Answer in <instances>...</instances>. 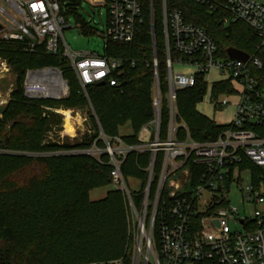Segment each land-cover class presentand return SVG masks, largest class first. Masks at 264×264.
Listing matches in <instances>:
<instances>
[{
  "label": "built area",
  "instance_id": "2783aa9c",
  "mask_svg": "<svg viewBox=\"0 0 264 264\" xmlns=\"http://www.w3.org/2000/svg\"><path fill=\"white\" fill-rule=\"evenodd\" d=\"M194 1L212 12L221 10V20L225 24L243 22L253 29L260 39L258 49L263 52V57L255 58L253 64L264 69L262 0H226L224 4L210 0ZM79 3L107 9L108 21L103 36L105 49L110 41L132 43L137 29L144 22L140 0H0V46L16 45L25 53H34L43 45L48 54H61L68 61L84 93L93 84L121 87L123 60L97 53L76 52L66 44L65 47L61 46L64 30L71 27L64 16V9L70 11ZM151 12L153 15V7ZM162 12L168 91L166 94L161 91L155 48L152 90L154 117L141 129L139 145L125 146L120 139H115L112 145L100 131L104 149L94 144L88 150L72 149L42 156L88 155L102 164V155L107 154L108 165L112 168V185L127 193L137 227L130 263L118 259L89 264H264V214L256 208L264 204V191L254 185L250 171L231 170L244 160L264 168V131L261 132L264 129V94L256 90L257 83L248 69L249 59L240 62L218 58V47L205 29L186 22L179 10L168 13L166 0H162ZM172 53L180 57H172ZM12 71L8 62L0 57V79ZM213 72L216 77H211ZM201 77L207 84V94L202 104L222 108L230 104L229 97L238 98L233 119L228 124L232 128L215 143L199 144L189 138L181 142L178 141L177 130L186 127L179 122L177 94L193 88ZM226 82L232 85L235 93L220 95L213 100L214 84ZM23 91L30 100L60 101L69 96V84L59 69L28 70ZM7 103L6 100L0 101L1 106ZM164 110H167L169 120L167 138L162 140L160 128ZM46 111L63 115L60 109L46 108ZM80 120L82 123L86 121L81 117ZM66 135L73 139L76 132L73 136L68 134L65 124H62L60 130L55 128L47 134L45 144L63 145ZM116 144L119 147L115 148ZM146 151L151 153L147 184L143 191L134 192L128 189L121 167L131 152ZM159 152L164 156L156 178L154 168ZM1 153L35 156L9 150ZM190 157L203 167L198 175V184L194 187L190 186V170L185 168ZM244 173L250 177L245 186L241 185ZM154 180L157 185L151 195ZM233 189L241 192L244 216L230 203ZM135 201L140 203L138 207ZM251 206L255 207L253 215L248 212ZM231 222L235 226H242L244 232H233Z\"/></svg>",
  "mask_w": 264,
  "mask_h": 264
},
{
  "label": "trees",
  "instance_id": "16d2710c",
  "mask_svg": "<svg viewBox=\"0 0 264 264\" xmlns=\"http://www.w3.org/2000/svg\"><path fill=\"white\" fill-rule=\"evenodd\" d=\"M224 4L226 0H210ZM143 7V25L137 29L134 41L121 44L110 41L105 49L108 58L124 61L121 87L93 84L82 92L68 61L58 54L52 56L44 46L34 53H25L16 45L2 44L0 57L5 59L16 74L15 89L9 104L1 110L0 149L35 154L19 156L0 154V264H89L97 261L118 260L125 255L127 237L126 210L122 195L110 191L106 197L92 202L90 192L110 184L109 155H102L99 163L88 155H54L66 150H88L94 144L100 149L105 143L100 131L113 145L120 139L125 146L139 145L138 135L153 120L152 90L154 84V49L152 20L155 28L156 58L162 93H167L166 45L162 0H140ZM167 11L179 10L186 22L205 29L213 38L220 59H231L229 52L244 54L250 60L248 69L256 81V90L264 94V69L253 64L261 59L257 33L243 22H222L221 10L212 12L194 0H166ZM153 7V15L151 8ZM67 10L65 18L75 15ZM87 29L86 24L83 25ZM172 57H180L173 54ZM189 60L188 58H184ZM56 68L62 71L69 84V96L60 101L30 100L25 97L23 82L28 70ZM230 83L214 84L213 100L220 95H232ZM207 94L203 77L190 89L177 94V106L186 128L177 130L178 141L188 138L199 144L217 142L231 125H221L197 111ZM92 107L100 125L95 124L92 135L81 143L63 145L45 144L47 134L59 129L62 118L47 112L46 108L80 109ZM169 114L162 112L160 137L168 135ZM129 125L132 134L121 136L119 129ZM264 129H261L263 132ZM39 155V156H36ZM151 153L131 152L121 170L125 178H140L147 183ZM164 154L156 158L154 176L157 178ZM194 156V155H191ZM191 173L190 186L198 184L203 167L190 157L185 165ZM250 171L252 182L261 187L264 168L244 160L231 170ZM157 182L151 185V195ZM146 186V184H145ZM144 186V187H145ZM136 200H139L138 198Z\"/></svg>",
  "mask_w": 264,
  "mask_h": 264
},
{
  "label": "rangeland",
  "instance_id": "374dc122",
  "mask_svg": "<svg viewBox=\"0 0 264 264\" xmlns=\"http://www.w3.org/2000/svg\"><path fill=\"white\" fill-rule=\"evenodd\" d=\"M153 1L154 0H151L152 3ZM262 2H264V0H262ZM67 10L68 8L64 9V14L67 12ZM75 10H76L75 15H70L68 18H66L68 24L71 27L69 29L64 30L63 40L61 39V46L65 47L64 45L66 44L71 50L76 52H90V53H97L101 56L104 55L105 48H104L103 36L105 34L107 21H108L107 9L93 8L87 4L79 3L77 4ZM84 24H86L87 29H84L83 27ZM15 81H16V74H14L13 71L9 73L6 77L0 79V101L6 100L8 102L5 105L2 106L0 105V118H2L1 110L4 109L11 101V95L15 89ZM85 95L87 96V93H85ZM236 98L237 97H233L230 100L229 105L222 107L223 108L222 113H219V111L214 112L213 108L206 103L200 105L199 108L201 110H204V113H207L209 119L215 121L218 124L226 125L232 120L235 111V101L237 100ZM60 110H62L64 113L69 112L71 117L73 118L71 121L73 123L74 130L72 134L70 133L68 134L73 136L76 132V137H74L73 139L68 135H66L65 137V140H69V142L73 145L83 142L85 140V137L92 135V133L95 130V124L98 125V127L100 128L94 110L91 106L89 107V113L88 111H82L80 109H74V108H70V109L60 108ZM60 116L62 118V123L66 125V120H65L66 116L64 115H60ZM80 117L86 119V121L82 123ZM92 118L96 121L95 124ZM179 122L183 123L182 121H180V119ZM79 123L81 124L80 126H78ZM76 124L78 127H76ZM119 132L121 136H127L132 134V130L129 125L120 128ZM116 147H119V145L115 146V148ZM5 150L7 149H0V154H3L1 152L2 151L4 152ZM147 169H145L144 171L147 172L148 174ZM241 178H242L241 185L243 186H245L250 179L248 173L242 174ZM124 179L127 181L128 189L134 192L139 190L143 191L146 187L145 184H147L145 183V181H143L140 178L124 177ZM261 185H262L261 188L264 191V180L261 183ZM115 190L120 192L122 195L125 205L126 220H127L128 241L126 245L125 255L120 259H123L125 260V262L130 263V260L134 254V248H135L134 236L137 227L136 224L134 223V217L132 215V211L129 206V199L127 197V193H124L123 191L116 189L112 185V182L110 181L109 186L99 188L90 192V200L92 202L99 201L105 198L108 192ZM135 202H136V207H138L140 203L138 201ZM230 203L231 205L236 206L238 208L241 216H244L242 195L238 189L232 190V193L230 194ZM256 208L264 214V204L256 206ZM254 210L255 207L251 206L248 212H250V214L253 215ZM230 226L233 232L235 231L244 232L242 226H235L233 222L230 223Z\"/></svg>",
  "mask_w": 264,
  "mask_h": 264
},
{
  "label": "water",
  "instance_id": "95a60500",
  "mask_svg": "<svg viewBox=\"0 0 264 264\" xmlns=\"http://www.w3.org/2000/svg\"><path fill=\"white\" fill-rule=\"evenodd\" d=\"M151 25H152L153 49L155 51V48H156V45H155V28H154L153 20H152ZM229 54H230V58L233 60H236V61L246 62L248 60L247 56H245L244 54L239 53V52L231 51V52H229Z\"/></svg>",
  "mask_w": 264,
  "mask_h": 264
},
{
  "label": "crops",
  "instance_id": "0c3cea01",
  "mask_svg": "<svg viewBox=\"0 0 264 264\" xmlns=\"http://www.w3.org/2000/svg\"><path fill=\"white\" fill-rule=\"evenodd\" d=\"M211 77H216V73H212L211 74ZM235 97V96H234ZM233 97H229L228 99H229V102H230V100L232 99ZM237 100L235 101V104L238 102V98H236ZM204 104V103H203ZM207 104V103H206ZM200 105H202V103L201 104H199L198 106H197V111L200 113V114H202L203 116H205V117H207L208 118V116H207V113H204V110H201L200 108H199V106ZM209 106H211L212 108H213V111L214 112H216V111H219V113H222L223 112V108H214V106L213 105H211V104H208ZM233 116H234V114H233ZM232 119H233V117H232ZM232 121V120H231ZM230 121V122H231ZM229 122V123H230ZM228 123V124H229ZM228 124H226V125H228Z\"/></svg>",
  "mask_w": 264,
  "mask_h": 264
},
{
  "label": "bare ground",
  "instance_id": "6f19581e",
  "mask_svg": "<svg viewBox=\"0 0 264 264\" xmlns=\"http://www.w3.org/2000/svg\"><path fill=\"white\" fill-rule=\"evenodd\" d=\"M63 115L66 116V119H65L66 120V125H65L66 132L72 134L73 130H74L73 129L74 127H73V123H72L71 120L73 118L71 117L69 112H65V113L63 112Z\"/></svg>",
  "mask_w": 264,
  "mask_h": 264
}]
</instances>
